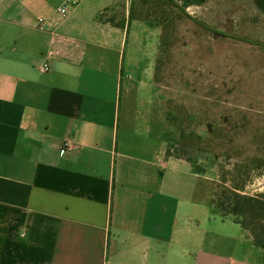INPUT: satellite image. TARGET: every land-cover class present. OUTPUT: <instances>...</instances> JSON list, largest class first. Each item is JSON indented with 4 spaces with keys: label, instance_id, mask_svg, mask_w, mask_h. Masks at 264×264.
<instances>
[{
    "label": "crops",
    "instance_id": "obj_1",
    "mask_svg": "<svg viewBox=\"0 0 264 264\" xmlns=\"http://www.w3.org/2000/svg\"><path fill=\"white\" fill-rule=\"evenodd\" d=\"M64 1L0 0V264H264L152 129L132 1Z\"/></svg>",
    "mask_w": 264,
    "mask_h": 264
},
{
    "label": "rangeland",
    "instance_id": "obj_2",
    "mask_svg": "<svg viewBox=\"0 0 264 264\" xmlns=\"http://www.w3.org/2000/svg\"><path fill=\"white\" fill-rule=\"evenodd\" d=\"M131 1L133 15L161 23L131 22L126 65L135 54L147 66L158 51L146 116L169 156L196 162L220 192L264 197V0H207L187 9Z\"/></svg>",
    "mask_w": 264,
    "mask_h": 264
},
{
    "label": "trees",
    "instance_id": "obj_3",
    "mask_svg": "<svg viewBox=\"0 0 264 264\" xmlns=\"http://www.w3.org/2000/svg\"><path fill=\"white\" fill-rule=\"evenodd\" d=\"M142 5H148L153 2L161 5L172 4L175 7L187 9L193 6L204 4L207 0H140ZM164 3V4H163ZM130 20H139L151 25L160 26V19H150L149 17H139L132 14ZM192 162V161H191ZM190 162V163H191ZM192 167L196 173H205L203 169L196 166V162H192ZM240 189L234 188L228 190L224 188L221 192L215 189L213 198V208L220 213L223 218L231 217L243 229L248 231L254 238L255 245L264 249V219L261 217L264 211L263 196H246L242 195Z\"/></svg>",
    "mask_w": 264,
    "mask_h": 264
},
{
    "label": "built area",
    "instance_id": "obj_4",
    "mask_svg": "<svg viewBox=\"0 0 264 264\" xmlns=\"http://www.w3.org/2000/svg\"><path fill=\"white\" fill-rule=\"evenodd\" d=\"M82 0H65L63 5H61V7L58 8L57 12L58 14L65 18L68 14H70L72 12V10H74L75 8H77ZM40 24H45L46 20L44 18L39 19ZM49 70V66L45 65L42 69L43 72H47ZM65 148L68 150H72L74 149V146L68 142L65 144Z\"/></svg>",
    "mask_w": 264,
    "mask_h": 264
},
{
    "label": "clouds",
    "instance_id": "obj_5",
    "mask_svg": "<svg viewBox=\"0 0 264 264\" xmlns=\"http://www.w3.org/2000/svg\"><path fill=\"white\" fill-rule=\"evenodd\" d=\"M24 236H25V233L22 231L21 232V238H24Z\"/></svg>",
    "mask_w": 264,
    "mask_h": 264
}]
</instances>
